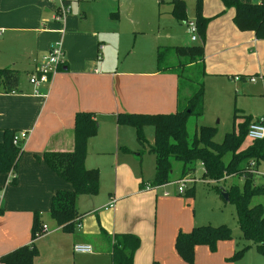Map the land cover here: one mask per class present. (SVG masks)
<instances>
[{"label": "crops", "instance_id": "0c3cea01", "mask_svg": "<svg viewBox=\"0 0 264 264\" xmlns=\"http://www.w3.org/2000/svg\"><path fill=\"white\" fill-rule=\"evenodd\" d=\"M83 1L65 0L69 11L63 21H55L56 2L0 0V67L12 66L18 72L26 68L25 72L30 73L35 65L33 58L54 45L61 47L64 59L38 91L27 80L28 84L19 81L17 92L0 93V140L3 129L27 133L15 183L6 182L8 174H0V256L32 242V219L37 211L47 232L41 231L33 240L38 252L35 264H111L109 244L101 237V229L108 234L128 232L139 238L132 264H190L178 254L175 239L178 232H189L198 224L187 201L177 197L176 188L173 192L166 189L170 183L146 188L141 183L149 181L138 180L131 173L123 181L116 179L106 201L99 206L94 207L96 195L79 196L76 207L82 217L72 232L62 230L48 215L52 193L70 189L71 185L37 157L45 151L73 150L77 114H91L97 128H116V113H171L177 109L180 95L175 72L158 71L155 65L156 47L169 43L168 30L159 28L143 36L137 47L135 40L128 47L123 41L119 0ZM149 1L153 6L164 0ZM191 1L184 0L186 7ZM216 3L219 10L223 4ZM169 10L170 4L160 11L170 15ZM250 33L253 48L261 46L262 41ZM98 43L103 44L100 62L96 61ZM16 47L20 52L15 66ZM260 55L264 61V46ZM231 61L234 59L226 60ZM242 74V82L254 76L244 78ZM187 93L188 87L183 95ZM118 166L117 161L116 172ZM232 240H218L214 250L204 244L195 245L192 264H226V257L235 248ZM76 243L90 244L92 251L73 252Z\"/></svg>", "mask_w": 264, "mask_h": 264}, {"label": "trees", "instance_id": "16d2710c", "mask_svg": "<svg viewBox=\"0 0 264 264\" xmlns=\"http://www.w3.org/2000/svg\"><path fill=\"white\" fill-rule=\"evenodd\" d=\"M224 8H232V21L237 29L252 31L257 39L264 40V1L259 3L242 0H221ZM170 16L178 22H186V5L184 0H170ZM162 12L160 11L159 14ZM209 18L201 15L200 2L195 3V24L197 33L204 37V29ZM155 65L158 71L175 72L178 83L188 84V93L178 94L177 109L171 113H127L114 115L116 124H129L136 129L140 139L142 127L149 123L154 128V144L149 151L154 154V177L150 186H159L172 181V164L180 163L178 178L195 172L197 162L201 163L203 178L219 182L226 176L243 180L240 188L231 183L227 189L215 187L221 194L227 193V201L235 206V216L240 238L249 240L260 253L264 254V205L253 203V198L264 194V185L254 184V173L249 162L257 166L264 162V137L249 139L243 146L247 127L257 120L244 117L239 124L238 132L226 133L221 142L212 138L213 127L201 125L189 136L186 126L190 115L201 116L203 113L204 85L206 75L204 53L199 45H158L155 51ZM193 74V75H192ZM195 74V75H194ZM194 77H192V76ZM264 78V61L262 63ZM19 90V72L12 66L0 67V93H11ZM97 131V122L89 113H79L74 118V147L70 152L45 151L37 158L61 179L71 185L70 189L55 190L50 199L49 217L62 230L72 232L79 225L82 217L78 213L76 200L79 196L92 197L98 193L99 171L97 168H86L83 164L86 154V142ZM17 131L3 129L0 140V174H11L9 183L16 181V168L20 145H15L12 138ZM229 155L225 160V156ZM177 178V179H178ZM144 186V183L142 184ZM192 187L187 188V195L192 194ZM42 225L39 212L33 213L32 242L22 245L0 256V264H34L37 248L33 240L41 233ZM101 237L109 244L108 253L111 264H132L133 255L140 245L139 238L128 232L108 234L100 230ZM232 239V230L225 224L212 226L195 225L189 232H178L175 248L187 262H193V248L204 244L214 250L218 240ZM155 264V263H153Z\"/></svg>", "mask_w": 264, "mask_h": 264}, {"label": "rangeland", "instance_id": "374dc122", "mask_svg": "<svg viewBox=\"0 0 264 264\" xmlns=\"http://www.w3.org/2000/svg\"><path fill=\"white\" fill-rule=\"evenodd\" d=\"M92 1L84 0L83 2ZM199 2L201 15L204 13L203 16H207L209 20L204 29V37L202 38L197 33L196 41H190L185 21L178 22L168 14L159 15L160 10L168 9L167 0L153 6L148 0H119L117 4L123 41L128 47L134 43V40L137 47L143 36L156 33L159 28L166 29L170 33L167 45H199L202 47L207 73L203 81V113L201 116L190 115L186 129L188 135L191 136L201 125L213 127L212 139L219 143L226 133L238 132L239 124L244 119L243 114L253 120H264V88L260 80L263 61L260 51L261 46H264V40L259 39L262 42L258 41L257 44L260 42L261 46L253 48L254 44L252 46V43H249V40L254 38L251 31L236 28L232 21V8L224 9L222 5L218 10L216 2L222 4L220 0H199ZM195 3L196 0L187 3L186 20L195 22ZM19 50L20 47H16L12 63H18ZM229 58L234 61L226 62ZM14 65L16 66L15 63ZM25 71L26 68L19 70V81L28 84V73ZM241 74L244 78L254 75L256 81L246 79L242 82ZM187 86L188 84L184 81L181 83L180 94L183 95L186 92ZM249 142L250 140L245 138L243 146ZM153 144L154 128L149 123L143 125L140 139L136 134V129L129 124H117L116 128L112 126L97 128L96 133L87 139L83 161L86 168H98L100 171L101 181L99 179V183L101 184L93 199L94 207L106 201L108 191L113 189L117 178L123 181L132 173L138 180L152 182L155 157L149 148ZM228 157L229 155L226 154L225 160ZM117 161L119 166L116 172L115 162ZM172 169L171 179H174L179 175L180 163L173 162ZM190 176L194 178L193 184H187L181 194L175 193L177 197L187 201V207L194 212L198 225L225 224L232 230L231 243L235 248L224 262L226 264H264V254L257 251L251 241L240 238L234 204L224 200L215 188L227 189L231 183H237L241 188L243 180L229 177L219 182L206 183L208 179L203 178L200 162L196 163L195 172ZM254 184L264 185V162L257 166ZM192 186V194L187 195V188ZM175 188L177 185L172 184L166 189L173 192ZM258 202L264 205V194L253 198V203ZM84 203L88 205V202ZM46 220L44 218L43 222H47Z\"/></svg>", "mask_w": 264, "mask_h": 264}, {"label": "built area", "instance_id": "2783aa9c", "mask_svg": "<svg viewBox=\"0 0 264 264\" xmlns=\"http://www.w3.org/2000/svg\"><path fill=\"white\" fill-rule=\"evenodd\" d=\"M52 2L57 3L56 10L53 14V19L55 21H63L65 14L69 11V6L66 4L65 0H49ZM186 31L189 34V38L191 41L197 40V26L194 21L187 20L185 22ZM102 51H103V44L98 43L96 47V61H101L102 59ZM33 62L35 63L33 70L28 73L27 80L28 82L34 87L35 91H38V87L49 80L50 75L54 74L59 68L63 65V51L59 45H54L50 47V49L43 55L38 58H33ZM255 76H250V81H255ZM260 80L264 82L263 76L260 77ZM246 136L249 139H261L264 137V120L261 119L260 121L251 122L246 131ZM27 137V133L23 130L17 131L13 138L12 142L15 145H20L21 148L23 146L24 140ZM249 167L252 173L257 174V170H255L254 162H249ZM11 174H8L6 182L11 178ZM231 176H226L229 178ZM194 178L190 175H185L181 178L174 180L173 182H169L170 184L177 185V192L181 194L184 191V188L187 184H193ZM144 187L150 188L149 184H145ZM167 195V192L163 193ZM113 200L108 204L109 206ZM46 226L42 225V232L46 231ZM73 252L77 253H89L92 251V246L90 244H82L76 243L72 247Z\"/></svg>", "mask_w": 264, "mask_h": 264}, {"label": "water", "instance_id": "95a60500", "mask_svg": "<svg viewBox=\"0 0 264 264\" xmlns=\"http://www.w3.org/2000/svg\"><path fill=\"white\" fill-rule=\"evenodd\" d=\"M221 195H222L223 199L227 201V193L223 192Z\"/></svg>", "mask_w": 264, "mask_h": 264}]
</instances>
